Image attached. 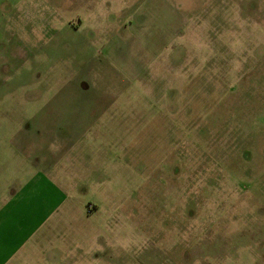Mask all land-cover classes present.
Returning a JSON list of instances; mask_svg holds the SVG:
<instances>
[{
  "label": "rangeland",
  "instance_id": "1",
  "mask_svg": "<svg viewBox=\"0 0 264 264\" xmlns=\"http://www.w3.org/2000/svg\"><path fill=\"white\" fill-rule=\"evenodd\" d=\"M44 107L83 188L34 232L42 261L264 264V0H0V123ZM13 132L0 215L25 177Z\"/></svg>",
  "mask_w": 264,
  "mask_h": 264
},
{
  "label": "crops",
  "instance_id": "2",
  "mask_svg": "<svg viewBox=\"0 0 264 264\" xmlns=\"http://www.w3.org/2000/svg\"><path fill=\"white\" fill-rule=\"evenodd\" d=\"M26 33H28L27 30ZM224 35L225 33L222 32L221 46L225 42ZM23 43L21 41L19 46H12L9 50V55L19 63L16 66L20 68H24L25 65L27 67L32 58V55L27 54ZM61 113L59 110L44 107L37 110L34 117L24 122L0 123V130L8 128L14 131L10 140L13 142L9 144L10 147L13 146L10 150L12 154L10 158L13 162L21 161L20 172L24 169L25 174L24 183L21 186L15 184L16 189L12 190L14 198L10 200L9 208L0 215V264H48L42 260L50 258L47 256L50 246L47 243L44 244V238L33 234L45 220L57 222L61 219L60 212L73 208V205L68 202L72 193H68L66 189L70 188L72 182L74 183L71 188L81 187L76 179V177H81V170L76 163L68 165L72 169L61 163L64 148H69L71 145L60 142L53 145L49 141L51 136L47 134L50 126L53 127L59 117L64 115ZM49 146L61 149L50 153L46 149ZM74 168L78 174H73L75 173ZM87 172L90 173L91 170ZM61 178L68 180L63 181ZM69 182L70 185H68ZM87 206L90 207V211L86 213L85 209L86 214L95 212V205L87 204L86 208Z\"/></svg>",
  "mask_w": 264,
  "mask_h": 264
},
{
  "label": "built area",
  "instance_id": "3",
  "mask_svg": "<svg viewBox=\"0 0 264 264\" xmlns=\"http://www.w3.org/2000/svg\"><path fill=\"white\" fill-rule=\"evenodd\" d=\"M89 211H90V207L87 206V208H86V213H88Z\"/></svg>",
  "mask_w": 264,
  "mask_h": 264
}]
</instances>
